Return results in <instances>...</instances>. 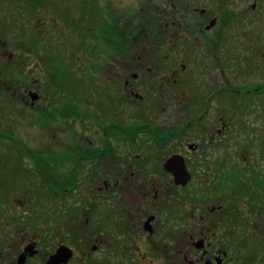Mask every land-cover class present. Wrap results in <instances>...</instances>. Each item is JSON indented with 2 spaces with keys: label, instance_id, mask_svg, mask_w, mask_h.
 Masks as SVG:
<instances>
[{
  "label": "flooded vegetation",
  "instance_id": "1",
  "mask_svg": "<svg viewBox=\"0 0 264 264\" xmlns=\"http://www.w3.org/2000/svg\"><path fill=\"white\" fill-rule=\"evenodd\" d=\"M3 90L52 207L0 264H264V0H0Z\"/></svg>",
  "mask_w": 264,
  "mask_h": 264
},
{
  "label": "rangeland",
  "instance_id": "2",
  "mask_svg": "<svg viewBox=\"0 0 264 264\" xmlns=\"http://www.w3.org/2000/svg\"><path fill=\"white\" fill-rule=\"evenodd\" d=\"M90 7L91 6H89V8ZM89 26L91 27L92 25L89 24ZM10 30L11 34L12 30L15 32L14 27L12 29L10 28ZM8 38L13 41L16 35L9 36ZM20 44L21 43H10L7 47H17L20 46ZM89 46H91L90 43ZM82 52H86L85 45L82 47ZM213 79L214 76H211V82ZM55 81L59 83L60 80ZM47 83L48 81H46V84ZM78 84H80V82H78ZM80 97L81 96L78 95V100ZM17 99L16 96L12 97L10 95V91H0V249H3L6 244V248H12L13 241L15 242L16 237H18V235H16L17 232L14 231L18 229L22 223L19 219L28 217L24 216V213L30 212L31 214H35L37 211H44L45 206L52 207L50 201L45 198L49 195V188L39 186L36 183V178L23 179L28 172L32 177H34L35 174L30 171L28 166L29 161L26 159L19 161L18 159L21 157L16 156L18 155L16 150H12V148L17 147V144L22 140L25 141L27 145L29 143L30 147L34 146L32 143L38 144L39 142L38 135H32V130L28 129L26 126L28 121L32 120V115L28 118L27 113L23 111L22 104L12 102ZM189 99H194V97ZM10 135H12L15 140H13ZM13 217L15 218L14 220L12 219ZM19 233L21 232H18V234ZM9 249L7 251L8 253H10Z\"/></svg>",
  "mask_w": 264,
  "mask_h": 264
},
{
  "label": "water",
  "instance_id": "3",
  "mask_svg": "<svg viewBox=\"0 0 264 264\" xmlns=\"http://www.w3.org/2000/svg\"><path fill=\"white\" fill-rule=\"evenodd\" d=\"M65 256V250L64 248L60 249L50 260L48 264H60L63 257Z\"/></svg>",
  "mask_w": 264,
  "mask_h": 264
}]
</instances>
